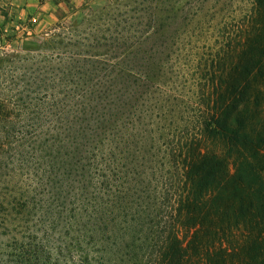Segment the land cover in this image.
Listing matches in <instances>:
<instances>
[{"label":"trees","instance_id":"obj_1","mask_svg":"<svg viewBox=\"0 0 264 264\" xmlns=\"http://www.w3.org/2000/svg\"><path fill=\"white\" fill-rule=\"evenodd\" d=\"M94 1L1 13L0 264H264V0Z\"/></svg>","mask_w":264,"mask_h":264},{"label":"rangeland","instance_id":"obj_2","mask_svg":"<svg viewBox=\"0 0 264 264\" xmlns=\"http://www.w3.org/2000/svg\"><path fill=\"white\" fill-rule=\"evenodd\" d=\"M105 2L104 0H96L92 5L99 7ZM82 4L83 0H73L75 8L71 10L66 3H57L55 0H0V18H2L1 13L7 12V18L13 17L16 20H20L19 23L18 21L12 23L19 28V33L26 30L30 34V39L38 40L61 17L69 21L80 19L84 11H86ZM21 22L23 24H20ZM29 23L31 27L28 26ZM32 32H34V35H31ZM149 166L158 165L149 164Z\"/></svg>","mask_w":264,"mask_h":264}]
</instances>
